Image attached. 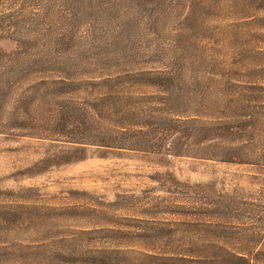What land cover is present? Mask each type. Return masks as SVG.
Instances as JSON below:
<instances>
[{"label": "rangeland", "instance_id": "rangeland-1", "mask_svg": "<svg viewBox=\"0 0 264 264\" xmlns=\"http://www.w3.org/2000/svg\"><path fill=\"white\" fill-rule=\"evenodd\" d=\"M263 25L264 0H0V264H80L108 236L61 239L82 230L132 249L263 242ZM186 116L222 121L188 147L237 159L173 155L160 132L151 152L97 146L105 128ZM201 221L219 222L211 237Z\"/></svg>", "mask_w": 264, "mask_h": 264}, {"label": "trees", "instance_id": "trees-1", "mask_svg": "<svg viewBox=\"0 0 264 264\" xmlns=\"http://www.w3.org/2000/svg\"><path fill=\"white\" fill-rule=\"evenodd\" d=\"M254 59V80H257L254 91L258 93L260 99H264V51H258L254 55ZM167 80L168 77L164 80V83ZM150 87L154 86L150 85ZM175 116L177 117L178 114ZM127 119L128 115L122 114L120 125H123ZM215 119L213 122L202 121L197 117L191 118L190 116L183 119L182 117L174 119L175 124L187 126L188 128H149V126L143 125H139L137 128L120 126H117L118 128H105L104 133L101 134V142L97 146L151 152L156 148L155 144L158 142L155 137L160 132L159 136L164 137L165 141L173 139L165 150L168 153L176 156L234 162L240 154L241 149L239 147L226 148L208 145L198 146L202 148H194L193 150L185 143L190 139L202 140L212 137L217 139L222 133L220 127L222 121L220 117ZM165 120L161 118L159 121L158 119V124L163 125ZM127 141H133L134 144H125ZM112 143H116V146H112ZM201 222L204 225V230L198 232L205 233L204 235L210 237L214 230L209 231L207 229L217 228L216 226L219 225V222ZM190 224L198 223L197 221H191ZM101 231L108 234L107 237L103 238V245L95 250L80 246L83 249L77 262L80 264H264V241L254 243V245L236 244L234 246H229L220 239H199L177 242L176 244L156 241L140 242L138 249H132L127 245L116 244V240L112 239L116 238L115 234H118V231L109 229L82 230L73 236L64 234L61 239L69 245H74L75 240L91 237L92 234ZM70 253H72L71 250H66L56 255H63L69 259Z\"/></svg>", "mask_w": 264, "mask_h": 264}]
</instances>
